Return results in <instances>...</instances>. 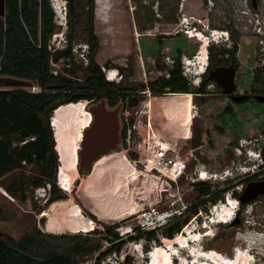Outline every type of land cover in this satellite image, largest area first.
<instances>
[{
    "label": "rangeland",
    "instance_id": "obj_1",
    "mask_svg": "<svg viewBox=\"0 0 264 264\" xmlns=\"http://www.w3.org/2000/svg\"><path fill=\"white\" fill-rule=\"evenodd\" d=\"M49 1L50 3L53 2L51 0ZM85 1L86 0H72L78 12L72 17V27L74 28L76 37L75 43L86 42L83 25L87 22L88 18L83 10L79 12V5L85 3ZM173 13L175 16V24L166 22L164 20L165 15L168 14L171 16ZM92 14L93 34L97 40V49L93 55L94 61L99 65L103 75L107 73L108 69H118L116 79H119V81L126 79L127 82L132 83L133 90L143 89L139 86V83L146 84L157 77L168 76L167 70L172 64L164 58L167 54L174 57L177 54V49H180L182 51L180 57L181 55H185L192 61H195V57L199 56V52H201L200 55L203 54V49L200 48V40L194 36L188 37L187 34L190 33L191 35L192 33L201 32L203 28L205 36H210V31L214 29L218 31L217 36L220 35L216 42H209V45L212 47L215 63H217V55L220 49H227L228 47L226 46L227 44L223 45L222 43V41H224L223 37H225V34H222L223 31L228 30V34H231V38L238 42L236 53L239 67L237 84L240 88L248 87L252 72L256 70L257 72L255 73L259 76L257 82L260 83L258 87L262 88L264 86V78H262L260 74L261 69H259V67L264 66V37H262V34L255 32L257 29L254 27L259 26L257 22L260 21L262 23L261 19L264 18V0H92ZM66 20H68V17ZM55 23L57 33H62V35H64L66 33V27H69L68 23L66 22L64 25L58 24L56 21ZM263 29L264 27L261 28L262 31ZM177 30H179L178 34H180V36H176ZM174 32L175 39L166 41L163 38L166 33ZM58 39L57 34L51 46L52 52H54L53 47H55ZM226 43H229V39ZM72 46L75 47L72 49V55H59L58 59L50 64L52 71H56L57 74L68 76L65 70V65L68 62H81L82 65H85L84 60L80 59V49H82V46L80 49L77 48L76 44ZM208 46L204 49L205 55H208ZM180 63L183 65L181 60ZM120 67L125 70H119ZM181 69L186 80L192 84L190 90L193 91L195 87L193 81L201 78L202 74H190L192 70H188L187 66H181ZM130 70H132L131 73L126 75ZM119 75L123 76L120 77ZM75 76H82V72L77 70ZM116 79L113 81L116 82ZM13 85L32 88L31 84L28 85L24 82H8L0 75V89L10 88ZM205 87H207V89H212V92H218L220 88L215 82H209ZM144 90L148 91V93L142 97L141 102L136 108V112L135 109L126 102L128 101L130 91L126 92L124 104L120 106L118 111V119L125 122L126 134L127 130L130 129L132 135L131 139H133L134 136L137 141L141 139L137 132V128H132L131 125H128L126 123L128 120L126 117H132L133 123L141 132V137L144 139L148 138L149 141L152 140V133L154 134V132L163 136L172 126L171 124L174 123L172 121H174V119L176 120L172 113L175 112V110L173 111V109L168 108L166 110L167 112H164L165 108L162 110L159 109L158 106V102L165 94L170 93V91H166L164 95H156L153 94L147 86ZM175 93L183 94L186 92ZM188 98L187 96L180 99L175 97V102L180 101V104H186ZM149 99H151V104L148 107L146 102H148ZM192 103V107H187L188 110L185 107V111H183V115H186V119L189 115L190 117L192 115L189 126L191 134L193 127H196L200 131L207 129L208 133L207 137H204V134H202L201 137H203V139L201 140V145L191 147L193 156L188 162L181 183L187 184L190 179H196L198 170H208V172L212 174L210 178L212 181L207 183L211 185L212 188L222 189L228 183H231V185L220 192V198L208 200L202 204L198 209V217L196 219H192L188 225L187 223L189 221L187 220L185 223H182V225L188 226V228L185 229L186 231L188 229H194L196 230L195 235L199 236L198 238L196 236V241L190 242V249L194 252L197 250V255L202 251L215 250L219 255L228 257L232 255L234 250L240 249L241 251L239 253H241L242 249L248 248L244 241V238H246L256 245L251 250V255H249L253 257L252 262H254L252 264H264V195L243 206H240L238 198L236 197V193L240 188V184L238 186L236 184L237 167L244 166L245 169L249 167L255 169L256 167V164L254 165L251 160L250 165H248L247 162H242L243 157L241 156L242 154L239 153L238 147H240V144L237 142V138L254 134L260 138V142L264 141V102H256L255 105H251L249 102H243L239 107L233 104V108L236 111L235 117L229 114H221L225 100L216 95L215 98L206 100L204 103L194 100L193 96ZM116 105L117 104L109 106L107 104L109 108L115 107ZM182 106L184 107V105ZM241 106L243 107L241 108ZM252 106L256 107L252 108ZM86 110H88V108H86ZM54 113V110L50 112V125L51 122H53ZM125 118L127 120H125ZM63 129L65 130L61 143L63 151L56 150L58 162L63 163L64 168H67V172L71 175H76L79 183L74 184L72 192L68 195V193L58 186L56 174V184L60 191L66 195V198L55 201L60 202L64 200L74 205L78 203L83 214L95 220V225L93 224L94 229L89 232L91 233L90 235L82 232H71L68 229L60 231V227L63 225L60 215L41 216V213L46 211V208L50 205L47 201V198L50 196V187L48 184L37 187L32 186V180L40 177V173L35 164L28 163L24 164L19 170L0 178V235L4 236L6 239H20L24 235L35 231V228L42 232L56 235H86L91 238L90 241H92L93 244H98L100 247L99 249H94L91 253L81 255L76 263L80 264L81 261L86 259L93 261L101 250L109 246L110 242L99 235L98 231H104V227L107 225L113 232H116L119 237L120 235L116 227L125 226L128 219L100 222L95 219L97 215H92L90 210L84 209L81 206L80 200L74 196V193L80 190L85 191V187L90 188V185H95V187L102 190V193H109L108 196H106L107 199L103 201L104 204H107V207L109 205V207H112L113 204L117 202V209L115 207L114 209L123 211L124 205H126L124 204L123 196L116 197L115 200L113 199L114 195L111 194V191L112 193L117 191H114V185L116 186L119 184V174H117V172L121 173L122 169L115 164L116 159L114 157L109 159L104 157L101 159L105 156L103 155L96 159L97 161H94L95 163L102 161V167L100 168L98 176V178L101 177V179L97 180V177L91 176L92 169H95V167H93L95 163L92 164L91 170L87 173L88 175L86 177L85 175L79 176L77 172L78 154L77 159L73 157L75 155L73 152L75 143L73 129H71L69 125H65ZM243 139L244 138H240L239 141ZM189 141L190 139L187 141V144ZM55 143L57 142L55 141ZM253 144L254 139L251 140L250 145L253 146ZM122 149V144L118 145L117 148L112 150L109 154L117 155L116 151ZM253 150L255 154L252 153L254 155V157H252L255 158L259 156L258 158L260 159V151L257 149ZM62 152L64 155L66 154V159L63 158L64 162L61 160ZM67 163L69 166H66ZM72 164H74V166ZM18 176L19 179L20 177L23 179L24 190L20 192L18 197H11L1 185H14ZM230 177H233V179L231 180ZM223 178H227V181H223ZM225 194L230 196L233 204L237 205L235 213L231 216L232 219L227 223L214 221L218 218V213H215L216 207L222 209L224 206L222 203H224ZM22 195H24V199L21 198ZM197 197L198 193L195 189L188 195V198L196 199ZM214 205H216V207L213 208L215 209L214 212L213 210L210 211ZM228 206L230 207L231 205L229 204ZM228 206L227 208H229ZM200 213L201 216L199 215ZM97 214L105 220H110L115 217L114 215L109 217L105 213L103 216L100 213ZM190 216L191 213L187 210V213L182 217H187V219H189ZM206 216L207 218H211L214 222H207ZM235 218H237V220H235ZM51 220L57 224H49ZM175 220L176 218L167 225L157 229L155 231V239L153 240L145 239V235L137 239H130L127 235H124L122 237L124 243L121 246L120 253L110 252L99 260V264H112L119 259L120 254L123 256L120 257L122 262H128L129 264H147L148 251L154 249L160 251V247L164 246L167 241H172L162 234L164 230L167 229L168 225L173 224ZM199 220H205L209 224L211 228V233H209V235H198L201 234L203 230ZM183 227L181 226L179 232H181ZM190 234H194V232ZM44 239L52 245L56 242L64 245L71 241V238L45 237ZM156 245H158V247H156ZM179 253L180 254L177 253V258L174 259V264L181 263V261L189 262V264H198L199 262L202 264H212L210 261L198 260L197 256L192 255L193 252L190 254L189 252L180 250ZM179 255L182 260L179 259ZM162 258L163 261L166 260H164L165 256ZM193 260L196 262L193 263ZM159 261L163 263L162 260ZM170 261L171 260H169V262Z\"/></svg>",
    "mask_w": 264,
    "mask_h": 264
},
{
    "label": "trees",
    "instance_id": "obj_2",
    "mask_svg": "<svg viewBox=\"0 0 264 264\" xmlns=\"http://www.w3.org/2000/svg\"><path fill=\"white\" fill-rule=\"evenodd\" d=\"M67 2V17L69 27H72V17L78 12L72 0ZM79 12H85L88 20L85 25L88 29L86 42L88 45L87 63L68 62L65 65L67 75L53 74L51 61H56L59 55L72 45L76 39L75 32L64 34L68 43L66 49L54 52L48 49V43L56 31L54 12L49 0H5V14L0 16V75L8 82H24L28 85H37L38 91H30L25 87L13 85L10 88L0 89V178L19 170L24 164H35L40 177L34 178L32 186L50 187L48 203L66 198L56 184L55 177L59 165L58 155L54 148L55 139L50 125L49 115L59 105L87 99L89 104L104 98L109 106L118 102V96L123 102L126 92L130 91L132 83L126 79L116 81L108 80L94 61L93 55L97 49V40L92 31V0H86L79 5ZM86 8V9H85ZM72 30V28L70 29ZM212 47H208L211 57ZM177 49L175 63L167 70V77L160 76L149 82L139 83L145 89L147 86L153 94L164 95L166 91L198 92L204 90L211 82L207 75L208 64L200 78V83L190 90L192 86L182 73L180 54ZM224 49H220L223 53ZM82 76H75L76 71ZM130 70L126 75L130 74ZM75 76V77H74ZM123 75H121L122 77ZM127 102V101H126ZM123 136H126L124 127ZM201 143V131L196 127L192 129L189 147H196ZM10 195L18 197L24 190L23 179L19 176L14 185H1ZM198 193L196 200L189 206L188 211L193 214L208 200L220 198V192L225 190L212 188L206 182L194 183ZM24 199V195L21 196ZM187 217H178L175 222L168 225L162 234L173 239L175 233H180L182 223ZM104 231L99 232L104 239L110 242L95 257L94 264L110 252H118L124 243L116 232L107 225ZM182 233V232H181ZM145 235V239H155V231L136 230L130 239H137ZM216 235V234H215ZM111 236V237H109ZM45 237L71 238L68 244H51ZM91 238L82 235H56L40 230L28 233L17 241H9L0 235V264H76L78 258L94 249H99L98 244H93ZM120 264H129L121 262Z\"/></svg>",
    "mask_w": 264,
    "mask_h": 264
},
{
    "label": "bare ground",
    "instance_id": "obj_3",
    "mask_svg": "<svg viewBox=\"0 0 264 264\" xmlns=\"http://www.w3.org/2000/svg\"><path fill=\"white\" fill-rule=\"evenodd\" d=\"M103 3H104V1H103ZM203 30H204V28H203ZM203 30H201V32L192 33L190 35V37L194 36L200 40V43H201L200 48L203 49V54L200 55L201 52H199V54H198L199 56L195 57V61L189 60L185 63L187 66V69L190 71L192 70V72H195L196 75H201V73L203 72L202 69L205 68V65L207 63L206 62L207 56L204 54V49L209 45L210 41L216 42L217 38L220 36V35L217 36L218 31L215 29L210 31V36H205V34L203 33ZM114 77L115 76L113 74L110 76V79H114ZM183 94H184L183 96H176L175 92L174 93H167L158 102L159 109L163 110L165 108L164 112H167L166 110L168 108L173 109V111L175 110V112H172V113L174 114L176 120L175 119H174V121L171 120L172 122H174L171 125L179 124V125L185 126V125H188V123L192 119V115H191V117L189 115V117H187V119H186V115L185 116L183 115L184 114L183 111H185V107L187 110L189 107H192L193 95L189 92H186ZM185 96H187L189 98H188L186 104L181 103L182 105H184V107L180 104V101L175 102V97L180 99V98L185 97ZM165 101H166V104H165ZM146 103H147L146 105L149 107L151 104V99H149L148 102H146ZM169 111H168V113L170 114ZM54 112L55 113L53 114L54 116L52 119L53 122H51V126L53 129L55 141L57 142V143H55V150L63 151V148L61 146L62 136L65 133V130L63 129V127H65V125L66 126L69 125V127L71 129H73V133L75 135V137H74L75 143L73 146V152L75 155L73 157H75V159H77V152L79 149L81 137L83 135V128L82 127L84 126V123H85L86 119L88 118V115L90 112H87L85 108L83 109L81 106L76 105V104L60 105L54 109ZM90 116L92 117L91 113H90ZM171 116H170V118H171ZM168 118H169V116H168ZM153 139H154L153 141L149 142L151 147L154 146V144H158L163 140L161 138V136L159 134H157L156 132H154ZM107 155L108 156L106 158H108V159H109V157L110 158L114 157L116 159V160L115 159L114 160L117 162V166L120 169H122L121 173L117 172V174H119V178H118L119 184L116 183L117 185L116 186L114 185V187H115L114 191H116V190L117 191L113 192V193L111 191V194L114 195L113 199H115L116 197H122L123 196L124 204H126V205H124V210L123 211H117L114 209V207L115 208L117 207L116 206L117 202H115L113 204V206L111 204L112 207H109L110 205L107 207V204H104L103 201L105 199H107L106 196H108L109 193H102V190L100 188L95 187L93 185L92 186L90 185L91 186L90 188L85 187V191L80 190V191H76L74 193V196L80 200L81 206L84 209L90 210L92 212V215L93 214L97 215L95 217V219L100 221V222L121 220L130 211H131L130 213H133L134 212L133 211L134 203L132 201V198H134V197L139 198V196H140V194H138L139 192L136 193V189H134V186L131 188V186H132L131 182L136 179L135 178L136 175L129 171L125 160L120 155H111V154H107ZM65 156H66V154L64 155L62 152V158H61L62 162H64L63 158L66 159ZM252 156H254V155L251 153L250 157H252ZM148 158H150V157H148ZM152 160H154V159H152ZM99 164H101V163L99 162L98 164H95L93 166V167H95V169L93 168L91 171V176L97 177V179H101V177L98 178L100 171H97V168H96V166H98ZM72 165L74 166V164H72ZM66 166H69L68 163L66 164ZM66 169L64 168L63 163H59V168L57 170V184L62 190H64L66 193H68V195H70V193L73 190L74 182L78 178L74 174L71 175L69 172H67ZM95 175H97V176H95ZM202 177H205V175H198V179H202ZM94 179H96V178H94ZM152 182H154V179H152ZM118 193H119V195H118ZM224 203H226L225 200H224ZM76 204L77 205H74V204H72L68 201H64V200L60 201V202L53 201L52 203H50L49 207L46 208V211H43L41 213V215L42 216H46V215L51 216V215H55V214L60 215V219H62V222H63L62 227H60V231L61 230L63 231L64 229H68L71 232H77L79 230V228H83V229L87 228L89 226V222H92V225L93 224L95 225V220L90 216H85L83 214V212L81 211L80 205L78 203H76ZM228 205L229 204L226 203L223 206V208L221 209V217H220L221 219L217 220L218 222H226L227 223L230 219H232L231 216L235 213L237 205H234L233 203L230 204L231 205L230 207ZM227 206L229 208H227ZM96 212L100 213L102 216L105 213L109 217H111L113 215L115 217L110 219V220H105V219H102ZM119 212H121V213H119ZM57 215H56V218H57ZM52 222H53L52 220L49 221V224H51V225L57 224L56 222H53V223ZM186 228H188V226L185 227V229ZM65 232H66V230H65ZM192 232H194V234H190ZM195 234H196V230H194V229L193 230H187V232L182 230V233H177V235L175 237H173V239H171L172 241L169 240L166 242V244L164 246L160 247V251L158 249H154L153 251H151L150 252L151 259L150 260L148 259V262H146V263L147 264H159V263L160 264H169V260H171L172 261L171 264H174V259L177 258V253L180 254L179 253L180 250H183L186 252H189V250H191L190 249V246H191L190 242L196 241L197 238L199 237ZM193 235H195V236H193ZM198 235H203V234L201 233ZM196 236H197V238H196ZM257 239H258V237H257ZM244 241L246 242V244H247L246 247H248V248L242 249V252L239 254H235L236 251L234 250L232 255L228 256V258L224 257L222 255L219 256V255H216L213 253L206 254L207 251H202V252H200L199 255H197L196 254V253H198V252H196L197 250L195 252L192 251L193 252L192 255L197 256L198 260L202 259V260L210 261V262H212V264H214V263L215 264H235V263H237V264H252L254 262V261L252 262L253 257H250L249 255H251V250L256 245L254 244V242L249 241L246 238H244ZM156 247H158V245H156ZM175 254H176V256H175ZM163 256H165V258H164V260L166 259L165 261H163V258H162ZM179 257H180L179 259H181L180 255H179ZM233 258H234V260H233ZM159 260H162L163 263ZM192 262L195 263L196 261L193 260ZM178 264H189V262H185V261L182 262L181 261V263H178ZM198 264H200V262Z\"/></svg>",
    "mask_w": 264,
    "mask_h": 264
},
{
    "label": "built area",
    "instance_id": "obj_4",
    "mask_svg": "<svg viewBox=\"0 0 264 264\" xmlns=\"http://www.w3.org/2000/svg\"><path fill=\"white\" fill-rule=\"evenodd\" d=\"M257 19V18H256ZM63 24V23H62ZM259 26L257 27V29ZM58 34V40L53 47V51L59 49H66L68 47L67 40L62 33H53L48 43V49L51 51V46L53 45V41L55 40ZM188 37H190V33H187ZM85 47H88L87 43L83 44ZM74 46L69 47L72 51ZM87 51L80 52V59L84 60V64L87 63ZM207 55V54H206ZM167 61H170L171 64H174V60L170 57L165 56ZM180 60L186 66V62L191 60L185 55H181ZM54 61H51V64ZM53 74H57L56 71H52ZM117 75L113 69H108L105 75V78L110 79L111 75ZM120 76V75H119ZM118 80V79H117ZM30 91H38L39 87L37 85H32V88H27ZM148 93V91H145ZM176 96H183L184 94L175 93ZM90 101L87 99H80L76 102H70L67 104H76L81 106L83 109L88 108ZM65 105V104H63ZM60 106V105H59ZM90 112L89 110H86ZM127 113V112H126ZM128 120H127V119ZM125 120L128 125H131L132 128H137V132L140 134V140L134 146V155H128V144L130 137V129L127 130L126 134V143L127 146L123 147L122 150L116 151L117 155H120L126 162V165L130 172L136 175V179L131 182L134 189H136V193L140 194L139 198L134 197L132 201L134 203L133 213H128L123 219L127 220L125 226L116 227L119 238L123 239L124 235L128 237L134 235L136 230L141 231H156L157 229L167 225L174 218L182 217L187 213L189 206L196 200L195 198H188V195L193 192L195 189L194 183L197 181L202 182H211L210 178L212 174L208 172V170H198L196 179H190L187 184L181 183L182 176L185 174V170L188 166V162L190 158L193 156L192 148L188 146L187 141L191 138L192 134L190 131V122L188 125H172L161 138L163 139L160 143L154 144V146H150L149 139H144L141 137V132L138 130V127L131 123V118L126 117ZM92 122V117L90 113L88 118L86 119L83 128H87ZM149 124V123H148ZM153 133L152 140L153 141ZM82 138V137H81ZM81 141V140H80ZM154 147V148H153ZM150 157V158H148ZM154 160H152V159ZM146 175V176H145ZM198 175H205L202 179H198ZM143 176V177H142ZM154 179V182H152ZM225 205V203H222ZM230 204H232L230 202ZM216 205H214L210 211H214ZM218 218L214 221L221 219V209H217ZM198 212V211H197ZM191 214L190 218L187 219L189 221L187 225L192 221V219H196L198 217V213ZM220 212V214H219ZM201 216V213L199 214ZM84 218V217H83ZM207 218V216H206ZM207 222H212L211 218H207ZM205 220H199L201 224L202 234L209 235L211 233V228L209 224ZM184 225H182L183 227ZM94 225L92 222H89V226L85 229L79 228L77 232H82L84 234L90 235L89 233ZM186 225L181 229L185 230ZM189 230V229H188ZM180 232V233H181ZM199 232V230H198ZM177 235L174 234L173 237ZM120 253V251L116 252ZM216 254L219 255L215 250H208L206 254ZM220 256V255H219ZM120 257H123L120 254ZM119 257L112 264H120L122 259ZM213 259V258H212ZM94 261L89 259L83 260L80 264H94Z\"/></svg>",
    "mask_w": 264,
    "mask_h": 264
},
{
    "label": "flooded vegetation",
    "instance_id": "obj_5",
    "mask_svg": "<svg viewBox=\"0 0 264 264\" xmlns=\"http://www.w3.org/2000/svg\"><path fill=\"white\" fill-rule=\"evenodd\" d=\"M244 16V15H241ZM164 20L168 23H173L175 24V16L174 13L169 16L168 14L165 15ZM93 14L91 17V26H92V31L93 30ZM88 27V25H83V31H87L88 29H86ZM194 27L196 28V26L194 25ZM72 28V30H70ZM66 27V31L70 32V31H74L73 27ZM212 31V30H211ZM179 30L176 31V36H180ZM225 34V35H224ZM223 35L225 37L224 41H222L223 45L228 46L227 49H224L223 53H218V59H217V63H215L214 61V55L213 52L211 50V57L208 54L207 55V64H208V68H207V75L209 77V79L211 80V82H214L211 78H210V74L211 72L218 66H233L235 69V73H234V88L231 92H224L223 88L220 87L218 92H212V89H207V87L204 88V90H200L198 92H194L191 93L194 96V100H198L200 103H204L206 100H210L212 98H215V95L218 97H221L222 99L225 100V104L223 106V109L221 111V114H229L230 116H236V111L233 108V104H236L237 107H239L243 102H249L251 105H255L256 102H264V101H259V96L260 95H264V86L258 87L260 83L257 82V80L259 79L258 74H256L255 72H257V70L255 72H252V77H251V81L249 82L248 87L246 88H240L239 85L237 84V79H238V61L236 58V53H237V46H238V42L234 39L231 38V34H228V30L223 31ZM163 38L167 41L169 39H175V32L174 33H166ZM231 38V39H230ZM229 39V43H226ZM76 39H72V45H77L80 44V42L75 43ZM231 42V44H230ZM72 45L70 47H72ZM211 45H209L208 47H210ZM72 51L69 49L68 52L65 51V53L63 55H72ZM167 57H169L170 55L167 54ZM175 63V56H170ZM165 58V56H164ZM259 69H261L260 74L262 75V78H264V66L263 67H259ZM119 70H125L124 68H119ZM260 75V77H261ZM146 94L145 90L141 89V90H130V95L128 97V105L131 106L132 108L135 109L136 112V108L138 107L139 103L141 102L142 97ZM124 102L120 99V97L118 96V102L117 105H123ZM107 105V103H106ZM243 106H241L242 108ZM256 106H252V108H254ZM119 120V119H118ZM92 123V122H91ZM90 123V125L88 127H90L92 124ZM131 123H133V119L131 117ZM125 127V122L123 120H119V129H118V133H117V142L115 143L114 147L112 146H108L109 144H100V145H91L89 150H95L98 149L99 146L100 147H107V149L101 153L96 159L102 157L101 159H103L104 157L106 158L112 150H114L115 148H117L118 145L122 144V147H126L127 143H126V136H123V130ZM86 129V128H85ZM84 129V131H85ZM83 131V132H84ZM87 133V131H86ZM207 129H204L201 131V136L202 134H204V137H207ZM139 134V133H138ZM140 136V134H139ZM131 132H130V137H129V144H128V155L131 157L134 155V146L137 143V140L134 138L133 139ZM240 138H244L243 140H240ZM203 139V137H201V140ZM254 139V144L253 146L250 145L251 140ZM237 142H239L240 147H238L239 149V153L242 154L241 156L243 157L242 162L245 163L247 162L248 165L252 163L255 165L256 167L255 169L252 168H247L245 169L244 166H239L238 171L236 173V184L237 186L240 184V188L239 191L236 193V197L238 198V202L240 204V206L245 205L246 203L255 201L256 199H258L260 196H263L264 193H260L258 194L256 197L254 198H248L249 197V191L246 190L247 186H249L252 183L255 182H259L261 180L264 179V141L260 142V138L253 135H245L242 137L237 138ZM80 143L82 144V148L86 149L88 148V144H90V138L88 136H83L81 138ZM201 145V143L199 144ZM198 145V146H199ZM253 149H257L260 151V159L258 157L252 158L250 157L249 154L254 153ZM247 157V158H246ZM254 157V156H253ZM110 158V157H109ZM95 159V160H96ZM94 160V161H95ZM248 160V161H247ZM251 160V161H250ZM93 161V163H94ZM99 164L98 166H96L97 171H100V168L102 167V161H98L95 164ZM117 164V162L115 163ZM117 172V171H116ZM88 175V174H87ZM86 175V176H87ZM85 176V177H86ZM116 176V175H115ZM230 179L232 180L233 177H230ZM99 180V179H97ZM224 181H227V178L224 179ZM229 186L231 185V183H228ZM92 186V185H91ZM95 186V185H93ZM81 204V203H80ZM42 216V215H41ZM235 220H237V218H235ZM39 230L37 228H35V231ZM4 238V236H2ZM6 239V238H4ZM19 239V238H18ZM18 239H6L9 241H17Z\"/></svg>",
    "mask_w": 264,
    "mask_h": 264
},
{
    "label": "water",
    "instance_id": "obj_6",
    "mask_svg": "<svg viewBox=\"0 0 264 264\" xmlns=\"http://www.w3.org/2000/svg\"><path fill=\"white\" fill-rule=\"evenodd\" d=\"M255 5V2L253 1ZM5 14V0H0V16ZM69 50L67 49L66 52ZM1 64V60H0ZM1 70V67H0ZM234 73L235 69L233 66H218L210 74V78L220 87L223 88L224 92H231L234 88ZM259 101H264V95L259 96ZM120 105L109 108L106 105L104 98H100L97 101L91 103L88 106V110L92 115V125L87 127L83 132V136L90 138V144L88 148L83 149L80 143L78 149V162L77 172L79 176H86L91 170L93 161L103 153L107 147H100L95 150H89L91 145H100L108 143L109 147H114L117 142V133L119 129L118 111ZM87 131V133H86ZM79 180H76L74 184H78ZM246 190L249 191L248 198H254L260 193H264V179L250 184Z\"/></svg>",
    "mask_w": 264,
    "mask_h": 264
},
{
    "label": "clouds",
    "instance_id": "obj_7",
    "mask_svg": "<svg viewBox=\"0 0 264 264\" xmlns=\"http://www.w3.org/2000/svg\"><path fill=\"white\" fill-rule=\"evenodd\" d=\"M51 1H53L52 3H51V6H52V8H53V10H54V12H55V14H54V20L58 23V24H62L63 23V25L66 23V18H67V2H66V0H51ZM258 19V18H257ZM261 21H262V23L259 21V22H257L258 24H259V28L257 29V27L258 26H254L255 27V29H257L255 32H257V33H260V34H262V37H264V29H263V31L261 30V28L262 27H264V18H262L261 19ZM256 23V24H257ZM65 36V35H64ZM84 43H81L80 42V44H77V48H79L80 49V47L82 46V49H80V52H82V51H85L88 47H85L84 45H83ZM207 64V63H206ZM182 66H184L185 67V65L183 64ZM205 67H206V65H205ZM111 69H113V68H111ZM115 72H116V74L118 75V69H113ZM204 70H205V68H203L202 69V71L204 72ZM202 72V73H203ZM201 73V74H202ZM190 74H193V75H196L195 74V72H191ZM117 75L114 77V79H112V80H115L116 78H117ZM120 77H121V75H120ZM119 77V78H120ZM117 80V79H116ZM117 81H119V79L117 80ZM194 82V83H193ZM192 83L195 85V86H197L199 83H200V78H198L197 80H195V81H193ZM224 179L225 178H223V181H224ZM225 201L226 200H230L231 198L227 195V194H225ZM231 201H232V199H231ZM232 203V202H231ZM234 205H236V204H234ZM237 208V207H236ZM224 221V220H223ZM94 229V227L92 228V230ZM151 251H153V250H151ZM151 251H148V253H150ZM208 251V250H207ZM241 250L240 249H237L236 250V253L235 254H239V252H240ZM189 253L190 254H192V251L191 250H189ZM151 256V255H150ZM175 256H176V254H175ZM228 258V257H227ZM150 259H151V257H150ZM233 260H234V258H233ZM170 264L172 263V261H170L169 262ZM200 264H202V263H200ZM215 264V263H214ZM235 264H237V263H235Z\"/></svg>",
    "mask_w": 264,
    "mask_h": 264
}]
</instances>
